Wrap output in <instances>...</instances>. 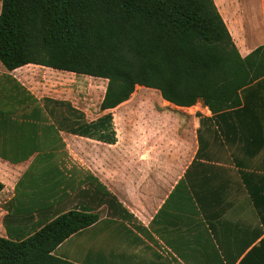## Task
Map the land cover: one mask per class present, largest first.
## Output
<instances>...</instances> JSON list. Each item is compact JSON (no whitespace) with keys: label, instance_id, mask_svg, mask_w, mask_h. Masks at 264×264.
Returning a JSON list of instances; mask_svg holds the SVG:
<instances>
[{"label":"crops","instance_id":"0c3cea01","mask_svg":"<svg viewBox=\"0 0 264 264\" xmlns=\"http://www.w3.org/2000/svg\"><path fill=\"white\" fill-rule=\"evenodd\" d=\"M224 23L241 57L264 46V0H235ZM25 67L58 71L31 64L7 71L0 63V112L13 120L7 133L15 143L53 147L24 161L0 155V237L21 240L61 213L88 209L99 221L59 245L55 257L73 264H237L248 240L264 238V147L248 156L237 120L213 116L201 103L177 107L139 86L113 109H100L104 93L94 108L75 106L26 87L19 79L28 74H14ZM45 99L62 102L58 112L69 104L78 113L50 116L54 105L43 107ZM35 105L46 118H23ZM4 138L0 131V143ZM76 159L77 168L67 164ZM105 194L124 211L114 217L99 207ZM104 222L112 225L95 241L87 238L78 259L76 243H68Z\"/></svg>","mask_w":264,"mask_h":264},{"label":"trees","instance_id":"16d2710c","mask_svg":"<svg viewBox=\"0 0 264 264\" xmlns=\"http://www.w3.org/2000/svg\"><path fill=\"white\" fill-rule=\"evenodd\" d=\"M215 4L214 0H1L0 63L7 71L31 64L107 80L102 111L127 101L137 86L159 91L164 101L177 107L201 103L213 116L240 123L245 151L252 157L264 147V46L241 57ZM49 103L55 106L48 107L50 116L67 120L78 113L69 104L58 112L64 104L50 99L43 107ZM33 109L23 118H46L41 106ZM11 116L0 112V131L7 136L0 143L2 157L17 153L21 157L16 161H24L36 150L53 147L45 142L15 143L7 133ZM231 129L234 136L236 127ZM98 203L114 217L124 211L109 194ZM99 219L88 209L70 210L24 239L0 237V264H73L53 252ZM259 238L260 234L248 240L249 250L237 264H264V238L253 245Z\"/></svg>","mask_w":264,"mask_h":264},{"label":"rangeland","instance_id":"374dc122","mask_svg":"<svg viewBox=\"0 0 264 264\" xmlns=\"http://www.w3.org/2000/svg\"><path fill=\"white\" fill-rule=\"evenodd\" d=\"M214 2L218 3L219 6L215 5L219 13L221 12L224 20L228 23V18L232 12V2H235V0H214ZM23 72H26L30 78L21 79L19 74H23ZM14 74L17 78H20L19 81L21 83L25 84L26 87L30 88L38 96L62 98L71 101L75 106L87 105L94 108V106H96V104L100 101L106 86V81L104 80L92 79L82 75L51 71L41 67H25L24 69H21V71ZM77 162V159L75 161L72 160L71 163L67 160V164L69 163L75 168L78 166ZM104 211L105 209L101 212ZM111 225V222H104L96 229L85 232L70 241L68 244L76 243L74 255L79 259V254L76 252H79L80 250L81 252L83 251V247L87 246L84 244L85 242L87 244L90 243L91 239L87 238H92V240L95 241L99 231L101 229H106V227H110ZM115 226H118L119 229L121 228L120 230H124V227L122 228L119 224H116ZM84 238L86 240H83ZM68 244L65 246H68ZM70 257L74 258L73 255Z\"/></svg>","mask_w":264,"mask_h":264}]
</instances>
